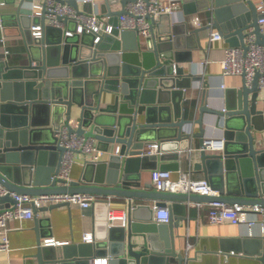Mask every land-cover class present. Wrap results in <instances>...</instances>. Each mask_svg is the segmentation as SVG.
Wrapping results in <instances>:
<instances>
[{
	"label": "water",
	"instance_id": "95a60500",
	"mask_svg": "<svg viewBox=\"0 0 264 264\" xmlns=\"http://www.w3.org/2000/svg\"><path fill=\"white\" fill-rule=\"evenodd\" d=\"M118 1L121 6L114 9L112 4ZM131 1L135 0H104L100 16L118 17ZM29 2L21 0L15 9L26 42L24 57L13 63L0 55V182L10 190L33 195L90 192L100 200L110 196L130 200L127 224L110 226L107 240L86 242L89 251L85 244H45L49 230L36 215L37 264H80L97 254L109 255V264H188L192 257L178 250L177 242L183 236L182 221L190 218L189 202L220 200L264 208V145H259L264 143V135L260 141L264 91L259 87L264 71L255 72L251 86L243 74L242 85L233 89L234 97L227 88L223 107L213 103L206 80L199 116L189 118L183 107L185 89L200 77L186 73L178 61L171 28L164 26L170 12L153 18V33L145 37V43L137 30L129 29L102 35L95 43L93 32L65 35L62 27L47 24V9L37 15ZM69 2L79 8L77 0ZM214 4V19L193 29L196 34L216 27L230 45L247 49L245 37L252 32L264 44L259 21L263 14L255 0H215ZM88 5L85 9H92ZM39 22L44 27L40 37L33 35L31 27ZM52 31L57 32L54 40L49 37ZM105 92L111 99L102 107ZM75 105L79 108L76 126L72 123ZM40 107L48 109L43 123L37 122ZM192 122L198 123V131L188 130ZM62 124L70 133L113 143L120 150L102 160L87 158L81 177L63 181L57 176L67 150L57 134ZM212 128L221 130L224 138L219 152L204 148ZM47 130L51 138L46 139ZM194 135L201 145L196 167L205 171L217 194L157 190L151 182L143 185L142 169L167 168L160 164L168 156L164 152L180 148L182 139ZM157 142L163 152L148 154L150 145ZM229 159L236 163L240 183L229 180L227 185L222 175L213 174L222 172ZM145 199L155 203L141 201ZM15 202L10 194L0 197V211ZM60 205L69 203H53L37 212ZM159 206H169V222L155 221L154 208ZM258 245L260 250L255 252L264 264V235Z\"/></svg>",
	"mask_w": 264,
	"mask_h": 264
},
{
	"label": "crops",
	"instance_id": "0c3cea01",
	"mask_svg": "<svg viewBox=\"0 0 264 264\" xmlns=\"http://www.w3.org/2000/svg\"><path fill=\"white\" fill-rule=\"evenodd\" d=\"M5 4L0 5V19L4 21V31L0 28V55L6 57L4 53L5 45L11 50L7 58L11 62H19L24 56L26 50L25 37L20 27V19L16 15V5L21 0H4ZM215 0H165L167 4L175 5V11L171 12L170 19L164 18L166 27H170L172 32V40H174V49L177 52V58L186 73L190 71L200 77L193 80L190 87L185 89L184 110L186 117L199 116V104L201 100V90L204 82L209 79L210 89L213 92L212 101L217 107H223L227 99V88H231L234 97L236 92L233 89L238 88L243 83V76L240 75H222L221 60L224 58L225 49L230 42L225 37L219 40L210 39L212 30L216 27H209L196 34L193 29L201 27L194 21L199 20L203 26L211 23L214 19V11L216 5ZM257 4L263 3L262 0H255ZM31 3H28L30 6ZM88 5V3H87ZM101 11V7L88 5V7ZM121 2L112 4L114 9H118ZM87 8L85 3H79V8ZM112 22H116L117 17H111ZM156 25V30L158 26ZM69 28H75L74 21H69L66 25ZM2 33L5 35V42L1 41ZM140 39L145 43V37L139 35ZM51 40L56 39L57 32L52 31L49 36ZM5 44V45H4ZM224 85V87H223ZM264 91V87H262ZM98 98V97H97ZM111 99L109 93H104L101 106L103 107L108 100ZM41 108V107H40ZM37 111L39 123L47 120L48 109L43 107ZM61 110V109H60ZM74 116L72 118L73 125L78 124L79 108L75 105L73 108ZM213 115H209L212 117ZM50 117V116H49ZM216 117V116H213ZM188 130L196 132L199 130L198 123L192 122ZM45 138H51V132L45 131ZM221 130L212 128L208 131L207 137H222ZM264 135V131L260 133V141ZM95 144L108 152L104 154L102 159L116 151L117 145L107 142H99L95 139ZM260 146L264 143L259 144ZM180 148L169 149L165 154L168 156L161 159L164 167L171 169L173 178L178 177L179 170H190L192 177H207L203 169L196 167V162L200 160L199 137L184 138L180 141ZM176 147V146H175ZM175 151H178L179 157H175ZM212 151V150H210ZM209 151V152H210ZM219 152L221 150H214ZM159 155V154H158ZM93 158V154L85 155L82 151L75 153V161L73 163L71 177L79 178L84 171L86 159ZM172 156V157H171ZM175 157V158H174ZM99 159V160H102ZM150 163V162H149ZM152 163V162H151ZM226 166L222 172H213L215 175H222V180L228 185L230 180L233 183H240V172L236 163L231 159L227 160ZM160 167V166H157ZM154 169H142L141 181L143 185L152 181V172ZM154 186V183H153ZM95 204L84 208L78 204L55 206L53 209L39 210L36 215L43 220L49 234L46 238L55 237L57 240L67 241L69 244H85V250L89 251L90 247L84 240V234L92 232L94 238L93 243L102 242L109 238V218L110 209L127 210L122 216L123 221H127L130 200L110 196L108 200L96 199ZM146 203L154 204L153 200H141ZM140 201V202H141ZM155 209V208H154ZM257 218V222L250 227L248 224L229 222H210L207 218L205 209L199 210L195 203H188L187 215L189 219L182 221L180 233L183 236L178 239L177 249L183 251L188 257H192L188 264H263L259 255L255 251H259V239L264 235V211H250ZM36 217V216H35ZM26 218L22 220L10 219L9 224L13 228L10 232L12 239L11 249L0 253V264H37V233L36 220ZM120 225V224H119ZM247 239V242H246ZM248 239L250 241H248ZM58 244V243H56ZM87 245V246H86ZM104 257L105 255L95 256ZM109 255H107L108 257ZM110 257V256H109ZM93 259L80 262V264H92Z\"/></svg>",
	"mask_w": 264,
	"mask_h": 264
},
{
	"label": "built area",
	"instance_id": "2783aa9c",
	"mask_svg": "<svg viewBox=\"0 0 264 264\" xmlns=\"http://www.w3.org/2000/svg\"><path fill=\"white\" fill-rule=\"evenodd\" d=\"M104 0H77L79 3H90L92 6H98ZM31 6L35 9V14L44 15V8L47 9L46 23L54 26L62 27L64 34L83 33V31L95 33V43L101 40L102 35L115 34L122 30H137L139 35L144 37L151 36L153 33V18H158L163 12L175 11V5L167 4L165 0H135L126 4L127 11L118 15L116 22H112L110 16H100V12L94 9H79L74 7L69 0H30ZM5 4L4 0H0V5ZM259 11L263 14L259 17L261 31L264 32V3L258 5ZM69 21H74L75 28L66 27ZM202 26L199 20L194 21ZM3 20L0 19V28L4 31ZM34 36H42L43 28L41 23L31 25ZM210 39H223L219 30H212ZM248 48L243 45H229L225 49L224 58L221 60L222 75H240L245 74L249 86H251L255 72L264 71V44L258 43L255 33L250 32L245 37ZM1 41L5 42V35L2 33ZM5 45V44H4ZM4 53L7 58L11 50L5 45ZM224 87V85H223ZM259 87H264V75L260 76ZM59 142L66 147L64 152L61 168L58 177L63 181L69 182L71 177L72 165L75 161V153L82 151L85 155L93 154L92 159L99 160L108 152L106 149L99 148L95 144V138L92 136H82L77 133H70L65 124L57 130ZM223 137H211L204 142V148L207 151L222 150L224 148ZM117 148L116 152H119ZM159 143H153L147 150L148 154H161ZM88 157V156H87ZM89 158V157H88ZM152 181L154 187L158 190H181L188 192H201L203 194H217L216 190L207 177H192L190 170H179V175L173 178L171 169L157 167L152 172ZM10 194L16 202L11 207H5L0 211V253L9 251L12 245L10 232L13 229L10 219H26L36 216L37 208L49 206L53 203H69L78 204L84 208H88L95 204L97 195L85 192H53L42 194H29L10 190L7 186L0 182V197ZM190 203V202H189ZM195 205L201 209H205L207 218L210 222H235L246 223L252 227L257 218L250 211L263 212L264 208L258 205H244L238 202L227 203L220 200L194 201ZM127 210L110 209L108 218L109 226L121 225L122 216ZM154 218L156 222L166 223L171 219V211L169 206L155 207ZM123 221L122 224H127ZM92 232L84 234L86 242L93 241ZM67 241L57 240L55 237H49L44 240L45 244L64 243ZM92 264H109V256H99L93 259Z\"/></svg>",
	"mask_w": 264,
	"mask_h": 264
}]
</instances>
